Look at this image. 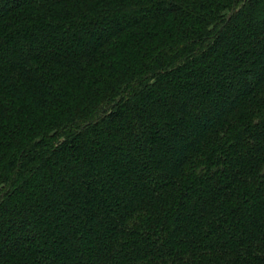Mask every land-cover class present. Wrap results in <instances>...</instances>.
<instances>
[{
  "label": "trees",
  "instance_id": "trees-1",
  "mask_svg": "<svg viewBox=\"0 0 264 264\" xmlns=\"http://www.w3.org/2000/svg\"><path fill=\"white\" fill-rule=\"evenodd\" d=\"M0 264H264V0H0Z\"/></svg>",
  "mask_w": 264,
  "mask_h": 264
}]
</instances>
